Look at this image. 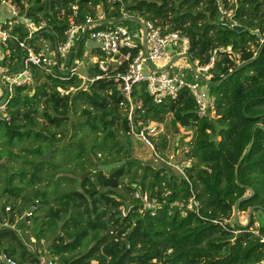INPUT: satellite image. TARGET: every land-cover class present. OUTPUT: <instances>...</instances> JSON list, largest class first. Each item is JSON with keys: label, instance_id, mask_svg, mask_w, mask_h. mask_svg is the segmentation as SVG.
Returning <instances> with one entry per match:
<instances>
[{"label": "trees", "instance_id": "1", "mask_svg": "<svg viewBox=\"0 0 264 264\" xmlns=\"http://www.w3.org/2000/svg\"><path fill=\"white\" fill-rule=\"evenodd\" d=\"M11 2L18 7V15L0 4L1 23L12 35L9 51L5 52L3 46L0 55V65L6 69L3 72L15 71L23 63L25 50L19 41L28 35L23 17L47 24V28L27 39L38 48L40 38L65 41L70 17L76 23L85 22L88 16L96 17L98 9L105 15L100 27L128 25L133 20L131 16L140 15L163 32L180 31L190 39L187 56L191 62L197 60L204 65L214 49H231L220 52L210 78H204L209 94L215 97L214 115H199L188 89L156 103L147 92L146 81H141L132 87L134 109L130 119L129 103L110 76L116 70L114 65L109 64V69L103 71L91 63V56L89 63L84 61L87 47L92 54L102 52L87 32L79 33L64 63L65 70L58 68L63 63L59 54L52 73L33 66L34 81L15 86L5 114L0 113V133L9 144L42 140L47 148L53 147L54 159L41 157L31 162L29 174L25 169L8 172L0 163V198H7L0 203V264H10L7 259L15 264L260 262L264 257V0H236L231 4L228 0ZM220 2L233 8L232 20L244 26L243 30L228 25L231 20L228 24L219 21ZM73 5L77 6V14H73ZM123 12L130 15L124 16ZM74 58L80 62L77 72L91 81L71 73ZM127 65L123 61L117 70L124 72ZM78 111L79 116H75ZM169 115L174 123L193 129L185 141L186 156L193 161L185 167L188 180L181 174L168 173L165 167L135 158L130 149L127 135H133L131 124L138 131L151 121L165 123ZM89 133L88 144L84 145ZM252 138L251 149L242 159ZM157 146L165 150L166 138ZM59 150L62 156H58ZM32 152L44 153L41 147ZM2 154L0 151V158ZM5 154L11 156L9 150ZM68 160L80 167L79 180L50 171V165L59 168ZM120 161L109 170L100 168ZM87 170L90 174L83 177L81 174ZM44 180L48 186L45 189L38 185ZM64 181L77 185L59 190ZM27 186L35 187L26 192ZM138 190L155 200L156 205L142 209V199L134 195ZM192 195L200 203L198 213L188 210L182 214V209L173 203L186 204ZM10 197L20 198L21 205L16 206ZM239 199V222H224L232 216ZM34 202L36 206L30 214L18 221V232L13 225ZM254 205L259 206L249 219ZM121 206L126 207L125 213ZM241 213L247 214L245 222ZM260 216L263 223L256 234L251 227ZM28 220L37 226V242L48 240L40 252L32 250L29 237L24 239L22 235ZM42 255L46 257L44 261Z\"/></svg>", "mask_w": 264, "mask_h": 264}, {"label": "built area", "instance_id": "2", "mask_svg": "<svg viewBox=\"0 0 264 264\" xmlns=\"http://www.w3.org/2000/svg\"><path fill=\"white\" fill-rule=\"evenodd\" d=\"M236 0H228L231 4ZM0 4H6L14 15L19 14L18 7L11 2V0H0ZM73 14H77V6L73 5ZM220 16L219 21L230 24L232 27L237 23L232 20L233 8H227L223 2L219 5ZM124 16H129L127 12H123ZM23 22L28 33L27 37L19 41V45L25 50V56L20 68L15 71L3 72L6 69L0 65V113L3 115L6 112L7 104L13 95V89L15 86L22 85L34 81L33 66L42 69L46 73H52V66L56 61V54L62 57L67 55L74 46L79 33L82 31L88 33L91 39L96 41V45L102 50L99 54H93L91 63L97 64L100 69L107 71L109 64H113L116 69L113 75H110L117 83V90L122 93L124 100L129 103V118L132 119V113L134 109V103L131 96L132 87L135 83L146 81V88L153 101L161 103L166 99L175 98L180 90L188 89L193 95L199 115L215 114V97L210 95L208 89L200 86L196 82L188 80L181 74H175L167 69H157V65H165L169 61L175 59L174 55L180 52H186L190 48V39L187 35L182 34L180 31H168L163 32L162 28L152 20L145 19L143 23V34L139 31L133 30V28L127 27L123 24L114 23L111 25H105L106 27H100L105 22L104 13H98L96 17L88 16L85 22L76 23L73 17L69 18V28L67 30L66 39L63 42L51 41L47 44L39 45L36 48L34 45H30L28 38H32L33 34L40 29L47 28L45 21L35 22L30 17H23ZM142 37V41H141ZM12 38L10 31L3 27L0 20V55L2 52H8V40ZM178 41L181 43L179 48L174 43ZM145 43V46H144ZM133 49H136V53H133ZM231 47H220L212 51L210 60L201 65L197 60L193 62L195 70L198 73L202 71H208L214 65L216 57L220 52L230 51ZM127 61L128 65L124 72L118 71V66ZM79 60L74 58L69 70L71 73L79 74L83 79L87 81L85 75L77 72V65ZM59 70L64 68V64H58ZM203 74V73H202ZM211 73H207L206 78H210ZM60 91L63 92L61 88ZM162 132V123L151 121L146 126H143L140 130L136 131L134 125L131 124V133L138 137L146 147L157 156L158 151L155 148L154 139ZM188 148L185 149V152ZM191 158H187L184 161V166L178 168L179 174L188 180V176L185 172V167L190 166ZM167 191L165 194H168ZM136 197H140L143 201V205L155 202L150 200L146 193H142L139 190L135 192ZM173 205H177L182 209V214H186V211L191 210L196 213L199 211L200 203L192 195L186 204L180 201H176ZM155 206V205H154ZM151 206L148 208H152ZM9 207H7L8 210ZM30 214V211L27 212ZM232 219L234 216L232 215ZM231 219H224V222H229ZM252 229V228H251ZM252 231L258 234V231L252 229ZM261 241L264 243V235H261ZM10 264H15L14 260L7 259ZM53 264L52 261L49 262ZM256 264H264L263 259Z\"/></svg>", "mask_w": 264, "mask_h": 264}, {"label": "rangeland", "instance_id": "3", "mask_svg": "<svg viewBox=\"0 0 264 264\" xmlns=\"http://www.w3.org/2000/svg\"><path fill=\"white\" fill-rule=\"evenodd\" d=\"M98 13H102V10L98 9ZM133 18L132 21L128 23V25H125L127 27L133 28V30L139 31L141 35L143 34V28L141 23L145 20L142 16L136 15V16H131ZM142 41V37H141ZM51 42L49 39L46 38H40L38 40V44L42 46L43 44H47ZM89 42H93L90 40ZM174 45H177L179 48L181 47V43L176 41ZM92 53L90 52V47H87V51L84 53V61L89 63L90 56L92 58ZM68 54L61 57V61L63 62L62 64H66ZM174 57H177L167 68L168 71L175 73V74H181L188 80H191L193 82H196L200 86H203L204 88H207V85L204 81V78H206L207 73H211V69L208 71H202V73H198V71L195 70V65L190 61L189 57L187 56L186 52H180ZM216 59H219V55L216 57ZM216 61V60H215ZM64 64V65H65ZM66 67L64 66L63 70H65ZM42 107V105H41ZM81 111H78V115L74 114L75 116H79V113ZM39 121H44L43 118H39ZM70 128V126H68ZM61 128L55 129L52 128V130L55 131H60ZM193 129L190 127H182L176 123L173 122L172 120V115H169L165 121V123H162V132L158 134V136L155 137L154 139V144L155 148L158 151V156L157 157L152 150H150L149 147H146L143 142L136 136L133 135H127L128 137V142H130V149H132V155L143 161V162H150L152 163L155 167H165L168 173L170 174H179L178 168H182L184 166V161L188 158L186 156L185 149L188 147L185 146V141L190 139V136L192 134ZM60 134L57 133V136ZM91 136V133L88 134V136L84 139V145L88 144V138ZM166 138L167 141V146L165 150H161L159 146V142H161V139ZM125 139V135H124ZM61 144V143H60ZM38 147H41L43 149V154L40 155L39 153H33L32 150L36 149ZM46 145L42 140L36 141V140H29L27 139L26 141H20V142H13L12 144H9L5 141L3 135L0 133V151H3L2 157L0 158V163L3 165H6L8 172H14L17 170H22L25 169L28 171V174L31 173L32 170V165L35 163V161H38L41 159V157L46 154L50 149H51V154L49 156V160H53L54 156H51L53 154V147L45 148ZM9 150L11 153L10 157H7L5 154V151ZM59 155L62 156L63 154L61 151H58ZM58 158V157H56ZM33 162V164H31ZM191 162H193L191 160ZM191 165V164H190ZM50 171H53L54 174L56 175L58 172L59 174H66L71 177H76L78 180L80 179V167L68 160V163L65 165H62L59 168H54L51 166ZM178 167V168H177ZM3 171V169H2ZM90 171V170H87ZM86 172V171H85ZM84 172V173H85ZM91 172V171H90ZM90 172L86 173L84 176H87L90 174ZM83 173V174H84ZM83 174H81L83 176ZM83 176V177H84ZM17 182V180H16ZM65 182V181H64ZM62 182L59 190L60 189H72V187L76 186L77 183L74 182ZM46 180L42 181L40 184H38L41 188H47L48 186L46 185ZM35 186H27L25 188V191L31 192L32 189ZM131 195V193H129ZM135 195V194H134ZM132 196V195H131ZM6 196H3L0 198V203H3L6 201ZM130 199V198H129ZM10 200L13 201V203L16 206L21 205V199L20 198H14L10 197ZM129 201V200H127ZM146 206H142V209H146L151 206L156 205V202H150V204H145ZM125 206H121L120 209L122 210L123 213H125ZM27 213L24 212L21 214L20 218L17 219V223L13 225V227L18 231L21 232V229L18 228V221L20 219H23L25 214ZM234 216V214L232 213ZM246 213H241L240 218L242 219V222L246 221ZM262 216L259 217L258 220H255L254 225L251 227L255 231H258L260 227L262 226ZM232 220V216L229 218ZM230 220V221H231ZM28 227H25L24 233L22 234L24 239H27L26 237H29L30 242L28 241V245L32 250H37V252H40L41 249H45L46 244L48 243V240L45 238H42L39 242H37L36 238L34 237V227H37L35 223H33L31 220H28L27 222ZM245 225V224H244ZM259 233V231H258ZM81 249L85 250V247H81ZM42 261L46 259L45 255H42Z\"/></svg>", "mask_w": 264, "mask_h": 264}, {"label": "water", "instance_id": "4", "mask_svg": "<svg viewBox=\"0 0 264 264\" xmlns=\"http://www.w3.org/2000/svg\"><path fill=\"white\" fill-rule=\"evenodd\" d=\"M141 25H142V24H141ZM142 26H143V25H142ZM233 29H235V30H237V31H241V30L244 29V26L236 24V25L233 26ZM253 32L256 33L258 36H260V32H259L258 30H254ZM144 46H145V43H144ZM176 58H177V57H175V59H176ZM175 59H173L172 61H169L166 65L168 66V65H169L171 62H173ZM192 63H193V62H192ZM194 68H195V67H194ZM161 69H166V67H165V68L163 67V68H161ZM232 72H233V71L229 72V74H232ZM0 76H1V75H0ZM252 144H253V138L251 139V142H250V144H249V146H248L246 152L244 153L242 159L246 156V154L248 153V151L251 149ZM50 154H51V149H50L46 154H44V155L42 156V159H47V158H49ZM242 159H241V161H242ZM241 161H240V162H241ZM121 162H122V161H120V162H114V163L106 164V165H101L100 168H101V169H104V170H109V169H111L112 167L118 165V164L121 163ZM88 172H90V171H86V172L83 174V176H84L86 173H88ZM241 200H242V199H239V200L237 201V203L234 205V209H233L234 220H235L236 222H239V217H238V212H237V205H238V203H239ZM35 206H36V202H34L33 205H31V206L28 208L27 212L32 211V210L34 209ZM258 206H259V205H254V206H252V207L250 208V210H249V219H250V216H251L252 211H253L256 207H258ZM246 224H248V223H246Z\"/></svg>", "mask_w": 264, "mask_h": 264}, {"label": "crops", "instance_id": "5", "mask_svg": "<svg viewBox=\"0 0 264 264\" xmlns=\"http://www.w3.org/2000/svg\"><path fill=\"white\" fill-rule=\"evenodd\" d=\"M172 63V62H171ZM171 63L167 66V65H157L156 67H157V69H161V68H165L166 67V69L167 68H169V66L171 65Z\"/></svg>", "mask_w": 264, "mask_h": 264}]
</instances>
